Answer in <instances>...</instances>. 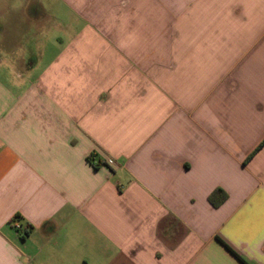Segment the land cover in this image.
I'll return each instance as SVG.
<instances>
[{"label":"crops","instance_id":"obj_1","mask_svg":"<svg viewBox=\"0 0 264 264\" xmlns=\"http://www.w3.org/2000/svg\"><path fill=\"white\" fill-rule=\"evenodd\" d=\"M243 261L264 264V0H0V264Z\"/></svg>","mask_w":264,"mask_h":264},{"label":"trees","instance_id":"obj_2","mask_svg":"<svg viewBox=\"0 0 264 264\" xmlns=\"http://www.w3.org/2000/svg\"><path fill=\"white\" fill-rule=\"evenodd\" d=\"M90 160L93 162V156L90 157ZM99 165H100V163H98L95 166L98 167ZM227 198H228V196H227V194L225 192H223L222 190H216L209 197V201L215 208H218L221 204H223L227 200ZM20 232L23 233V236H24L23 238H25V237H27L29 235V230H27V229H23ZM243 264H246V263L243 261Z\"/></svg>","mask_w":264,"mask_h":264},{"label":"built area","instance_id":"obj_3","mask_svg":"<svg viewBox=\"0 0 264 264\" xmlns=\"http://www.w3.org/2000/svg\"><path fill=\"white\" fill-rule=\"evenodd\" d=\"M14 228L18 233L23 230L22 226L19 223H15Z\"/></svg>","mask_w":264,"mask_h":264}]
</instances>
